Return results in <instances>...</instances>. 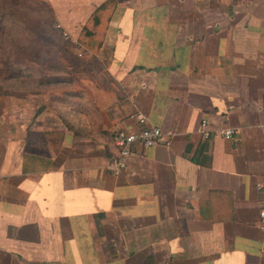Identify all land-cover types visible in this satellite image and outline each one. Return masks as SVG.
Returning a JSON list of instances; mask_svg holds the SVG:
<instances>
[{"label": "crops", "instance_id": "1", "mask_svg": "<svg viewBox=\"0 0 264 264\" xmlns=\"http://www.w3.org/2000/svg\"><path fill=\"white\" fill-rule=\"evenodd\" d=\"M45 1L91 57L0 95V264H264V0ZM135 112L170 143L111 174Z\"/></svg>", "mask_w": 264, "mask_h": 264}, {"label": "rangeland", "instance_id": "2", "mask_svg": "<svg viewBox=\"0 0 264 264\" xmlns=\"http://www.w3.org/2000/svg\"><path fill=\"white\" fill-rule=\"evenodd\" d=\"M38 1L40 0H0V62L3 66L5 61L12 60L14 56L19 60H24L26 57L25 60H31L34 66L37 65L46 75L53 77L52 70H67L62 66V61L65 60L75 68L79 66L81 60L91 56L88 52L83 53L82 56L78 55L70 39L65 40L58 33L55 26L59 23L54 18L51 20L46 8ZM35 29L37 35L34 32ZM36 53H38L37 56L34 55ZM60 78L66 80L70 77ZM59 81L61 83V80ZM0 82L2 89L22 90L26 85L28 87L31 85L4 80ZM59 85L56 81L53 84L43 83L40 87L48 91ZM32 86L34 89L38 88L36 82Z\"/></svg>", "mask_w": 264, "mask_h": 264}, {"label": "built area", "instance_id": "3", "mask_svg": "<svg viewBox=\"0 0 264 264\" xmlns=\"http://www.w3.org/2000/svg\"><path fill=\"white\" fill-rule=\"evenodd\" d=\"M55 27L58 30L62 29L60 24H56ZM61 35L65 40L70 39L69 34L64 30H62ZM75 44L74 49L78 52L79 56L87 52V50L79 44ZM131 116L137 121L138 128L128 130L118 128L113 133L116 150L108 157L106 168L114 175L119 174L126 168L128 159L133 154V144L136 143L142 147H151L159 144L168 145L170 143V138H165L162 131L158 127L150 124L142 113L135 112ZM199 132L204 139L209 137L210 133L206 127L205 120L201 121ZM217 133L222 138L230 140L233 138L234 130L232 128H221ZM255 189L258 194V224L259 228L264 231V181L258 180L255 183Z\"/></svg>", "mask_w": 264, "mask_h": 264}, {"label": "trees", "instance_id": "4", "mask_svg": "<svg viewBox=\"0 0 264 264\" xmlns=\"http://www.w3.org/2000/svg\"><path fill=\"white\" fill-rule=\"evenodd\" d=\"M42 6L46 8L49 13L51 20H53V11L50 7L49 3L44 0H40ZM103 10V8H102ZM100 16L99 11L94 15L93 21L94 24H98V17ZM38 23L36 24V27ZM35 34L37 35L36 29L34 30ZM90 47L92 44H88ZM31 49V48H30ZM25 52V50H24ZM26 54V52H25ZM38 55V53L34 54ZM26 56V55H25ZM26 59V57H24ZM19 60L16 59V56L12 60L5 61L3 66L2 62H0V81H13L14 83H25L31 84L30 87L27 85L22 90H16L15 88H1L2 83L0 84V95L2 94H11L16 96H22L25 93H41L45 92V88L40 87L43 83L44 84H53L58 81V78H53L48 76L44 73L43 69L38 67L37 65L34 66L31 60ZM35 67V68H34ZM71 79V78H66ZM72 81V80H71ZM38 85V88H33L32 84L35 83ZM53 104V103H52ZM54 106V105H53Z\"/></svg>", "mask_w": 264, "mask_h": 264}]
</instances>
